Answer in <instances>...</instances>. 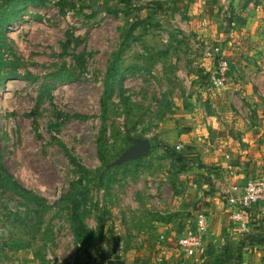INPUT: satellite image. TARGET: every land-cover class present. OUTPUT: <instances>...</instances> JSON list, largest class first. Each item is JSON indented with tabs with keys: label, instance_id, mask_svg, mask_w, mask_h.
<instances>
[{
	"label": "rangeland",
	"instance_id": "obj_1",
	"mask_svg": "<svg viewBox=\"0 0 264 264\" xmlns=\"http://www.w3.org/2000/svg\"><path fill=\"white\" fill-rule=\"evenodd\" d=\"M196 1L48 0L1 32L0 165L40 201L1 173L0 264H191L175 243L203 210L190 216L179 199L186 149L168 140L197 131V117L213 130L189 101L200 82L213 89L208 73L186 69L210 61L198 42L213 45L197 33L198 11L188 14ZM136 138L149 155L111 166ZM13 241L24 249L8 252ZM205 246L200 264H217L216 245ZM254 256L240 264H264Z\"/></svg>",
	"mask_w": 264,
	"mask_h": 264
},
{
	"label": "crops",
	"instance_id": "obj_2",
	"mask_svg": "<svg viewBox=\"0 0 264 264\" xmlns=\"http://www.w3.org/2000/svg\"><path fill=\"white\" fill-rule=\"evenodd\" d=\"M212 5L213 19L207 14ZM189 11L188 14L198 11L197 33L201 31L200 36L207 43L219 42L215 45L229 61L230 71L225 89H207L200 82V98L189 100L202 103V115H213V130L209 133L204 128L205 116L201 120L197 117L193 121L197 131L188 129L189 134L168 140L174 146L181 145L187 155V174L178 181L173 179L172 184L179 199L185 201V209L189 208V215L192 216V208L209 212L206 242L216 245L217 255L230 248L239 250L242 260L244 253L264 258V206L248 210L249 230L239 233L230 221L233 208L227 204L233 186L242 187L247 180L264 176V0H197L190 4ZM231 15L236 22L226 32L224 25ZM200 63L189 61L187 71L195 68L194 72L209 76L215 62L203 61V67ZM196 64L200 69L194 67ZM187 114L184 111L178 115L183 120L191 119Z\"/></svg>",
	"mask_w": 264,
	"mask_h": 264
},
{
	"label": "built area",
	"instance_id": "obj_3",
	"mask_svg": "<svg viewBox=\"0 0 264 264\" xmlns=\"http://www.w3.org/2000/svg\"><path fill=\"white\" fill-rule=\"evenodd\" d=\"M198 47L205 59L215 62L213 72L209 75V83L214 90L225 89L230 71L229 61L221 55V48L215 44ZM175 149L180 151L181 145ZM227 204L233 208L230 221L239 233L249 230L248 210L253 206H264V176L249 179L242 187L233 186L227 196ZM210 226V217L204 212H198L192 217V224L176 240V247L182 253L184 260L191 264H200L205 252V239ZM160 239H163L161 236Z\"/></svg>",
	"mask_w": 264,
	"mask_h": 264
},
{
	"label": "trees",
	"instance_id": "obj_4",
	"mask_svg": "<svg viewBox=\"0 0 264 264\" xmlns=\"http://www.w3.org/2000/svg\"><path fill=\"white\" fill-rule=\"evenodd\" d=\"M48 0H0V34L5 30L6 27L11 26V24L21 16L24 12H26L27 7H43L46 5ZM236 19L233 18V16H229L226 19V23L224 25L225 31L228 32V30L232 27V24H235ZM118 76V73L116 70H112L111 74L108 78L109 80H114ZM110 85H108V88ZM182 167H185L184 164H182ZM1 173L4 174L5 181L12 184V190L17 192L20 196L25 198L29 202H37L39 203L40 199L34 196L30 191L24 189L23 187L19 186L15 181H13L12 176H10L6 171L3 169V167L0 165V176ZM73 211V209H72ZM74 214V211H73ZM191 216V214H190ZM83 226L79 225L75 229V239L77 242H80L82 239V231ZM24 249V245L17 242H11L8 245L7 251L12 252L13 254L15 252L21 251ZM242 260V254L239 252V250L230 249L227 248L223 251L222 255H220L216 261L217 264H228L231 261L235 262V264H240Z\"/></svg>",
	"mask_w": 264,
	"mask_h": 264
},
{
	"label": "water",
	"instance_id": "obj_5",
	"mask_svg": "<svg viewBox=\"0 0 264 264\" xmlns=\"http://www.w3.org/2000/svg\"><path fill=\"white\" fill-rule=\"evenodd\" d=\"M132 145L119 156L111 166H118L126 162L145 158L149 155L151 150V144L148 139L136 138L131 140ZM90 264H94L91 262Z\"/></svg>",
	"mask_w": 264,
	"mask_h": 264
}]
</instances>
